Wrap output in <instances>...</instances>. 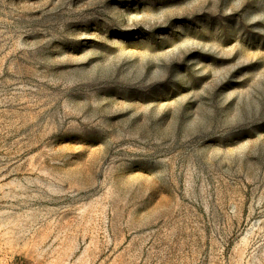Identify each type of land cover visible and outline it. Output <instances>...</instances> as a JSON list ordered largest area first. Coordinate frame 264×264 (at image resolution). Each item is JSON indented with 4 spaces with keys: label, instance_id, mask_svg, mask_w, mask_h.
I'll use <instances>...</instances> for the list:
<instances>
[{
    "label": "rangeland",
    "instance_id": "374dc122",
    "mask_svg": "<svg viewBox=\"0 0 264 264\" xmlns=\"http://www.w3.org/2000/svg\"><path fill=\"white\" fill-rule=\"evenodd\" d=\"M0 264H264V0H0Z\"/></svg>",
    "mask_w": 264,
    "mask_h": 264
}]
</instances>
